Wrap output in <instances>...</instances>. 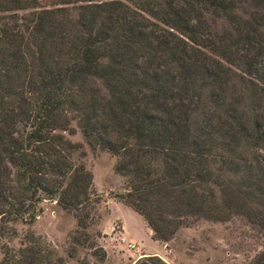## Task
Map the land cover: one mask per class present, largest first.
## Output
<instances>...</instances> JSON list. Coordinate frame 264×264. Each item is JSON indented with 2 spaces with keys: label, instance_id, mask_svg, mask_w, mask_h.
<instances>
[{
  "label": "trees",
  "instance_id": "trees-1",
  "mask_svg": "<svg viewBox=\"0 0 264 264\" xmlns=\"http://www.w3.org/2000/svg\"><path fill=\"white\" fill-rule=\"evenodd\" d=\"M71 122L153 240L239 218L264 242V0H0V264H63L32 230L11 245L43 199L76 220L69 257L106 258Z\"/></svg>",
  "mask_w": 264,
  "mask_h": 264
},
{
  "label": "rangeland",
  "instance_id": "rangeland-1",
  "mask_svg": "<svg viewBox=\"0 0 264 264\" xmlns=\"http://www.w3.org/2000/svg\"><path fill=\"white\" fill-rule=\"evenodd\" d=\"M71 126L73 134H62L81 145L80 159L92 174L94 190L102 196L88 232L104 249L106 258L99 260L90 248H78L77 256L69 257V233L76 229V220L50 199L38 203L39 211L31 225H14L17 235L12 246L18 247L27 231L32 230L55 249L63 264H78V260L88 264H135L148 256H159L166 264H264L260 262L264 257L262 236L239 218L224 223L192 221L191 226L179 228L167 242L151 240L152 231L146 221L113 197L114 193L126 191L124 178L114 172L115 159L106 152L92 150L76 123L71 122ZM128 243L135 248L130 249Z\"/></svg>",
  "mask_w": 264,
  "mask_h": 264
},
{
  "label": "built area",
  "instance_id": "built-area-1",
  "mask_svg": "<svg viewBox=\"0 0 264 264\" xmlns=\"http://www.w3.org/2000/svg\"><path fill=\"white\" fill-rule=\"evenodd\" d=\"M128 246H129L130 249L135 248V245L133 243H128Z\"/></svg>",
  "mask_w": 264,
  "mask_h": 264
},
{
  "label": "crops",
  "instance_id": "crops-1",
  "mask_svg": "<svg viewBox=\"0 0 264 264\" xmlns=\"http://www.w3.org/2000/svg\"><path fill=\"white\" fill-rule=\"evenodd\" d=\"M150 232H151V230H150ZM151 236H152V232L149 234V237H150V238H151V240H152V237H151Z\"/></svg>",
  "mask_w": 264,
  "mask_h": 264
}]
</instances>
